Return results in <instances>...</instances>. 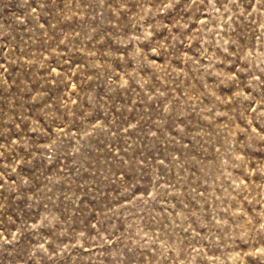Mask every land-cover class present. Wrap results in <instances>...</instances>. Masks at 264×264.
<instances>
[{
    "label": "rangeland",
    "instance_id": "rangeland-1",
    "mask_svg": "<svg viewBox=\"0 0 264 264\" xmlns=\"http://www.w3.org/2000/svg\"><path fill=\"white\" fill-rule=\"evenodd\" d=\"M0 264H264V0H0Z\"/></svg>",
    "mask_w": 264,
    "mask_h": 264
}]
</instances>
